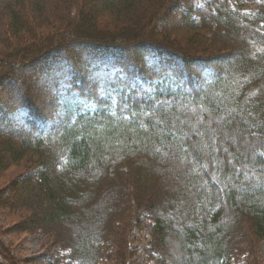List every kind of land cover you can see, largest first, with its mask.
<instances>
[{
	"label": "trees",
	"instance_id": "1",
	"mask_svg": "<svg viewBox=\"0 0 264 264\" xmlns=\"http://www.w3.org/2000/svg\"><path fill=\"white\" fill-rule=\"evenodd\" d=\"M89 1L66 41L62 0H0V40L23 45L0 74V218L20 240L48 235L65 264H127L136 230L154 264H257L264 0ZM3 231L1 263L18 264Z\"/></svg>",
	"mask_w": 264,
	"mask_h": 264
},
{
	"label": "rangeland",
	"instance_id": "2",
	"mask_svg": "<svg viewBox=\"0 0 264 264\" xmlns=\"http://www.w3.org/2000/svg\"><path fill=\"white\" fill-rule=\"evenodd\" d=\"M79 1V0H78ZM76 0H62L64 4L66 3V11L62 12L60 11L59 8H54L53 10L50 11L52 13L50 16L51 21L56 22L58 21L60 23L61 28L60 29H68L67 33L62 35V39L68 41V38H71L73 33L72 31H69V23L71 22V19L67 16L68 10L70 11V8L72 7L73 4L78 2ZM207 0H201V3L204 4V2ZM251 8L250 9H258L259 8V0H244ZM103 0H96V3H94V0L89 1V3L86 5L87 10L92 11V7H96L100 3H102ZM195 2H199V0H195ZM200 4V3H199ZM50 7V6H49ZM75 7V6H74ZM73 7V8H74ZM68 8V9H67ZM180 10V9H177ZM174 11L172 12V15H174ZM27 16L30 18V13L29 11L27 12ZM107 19V18H105ZM104 19V20H105ZM1 22H5V20H0ZM108 24V22L106 21ZM169 23L171 24L172 21L169 18ZM34 22V25H32L33 28H36L38 25ZM168 22L166 21H160L159 23L156 24V27L158 29L164 27L167 25ZM164 25V26H163ZM56 27V26H55ZM54 27V28H55ZM38 28V27H37ZM53 28V29H54ZM51 30L48 28L47 31ZM172 30V29H169ZM176 34L173 35L171 42H176L180 43V37L175 36ZM51 36V35H50ZM53 37V36H52ZM54 40L55 36H54ZM36 41H42L41 40H36ZM35 43V42H34ZM12 44H15L12 47ZM17 45L18 50L20 49L21 41L19 38L17 40H14L10 35H4L3 38L0 40V74L2 75H9V71L11 70V67L9 64H6L4 61L6 58H11L12 55V49L14 50L15 46ZM193 47H198V44L195 43ZM35 48L31 49V52L34 51ZM194 51L192 47H187L186 46V51L188 54H191V52ZM190 52V53H189ZM30 54V53H29ZM10 84L9 85V91L10 93L14 94L18 92L20 83L18 84L16 88V84ZM23 88V87H22ZM19 93V92H18ZM154 107L157 106V103L153 105ZM241 144L245 147H251L253 151H256L254 146L248 142L247 139H244V141H241ZM22 170V168H13L10 170L8 173L11 176H13L16 172ZM7 174V175H8ZM0 183H5V179H2ZM7 218V219H6ZM6 218H0V230L5 229L6 231L1 232L3 236V240L5 244H7V247H11L9 250L11 253V257H15L20 259V263L18 264H65L64 261V254L67 253V250L61 249V247L53 244L51 241V238L40 232V230H37L36 233L32 234H24L22 236V240H20V236L14 231V230H8L12 226L8 224V221L10 218L6 216ZM4 220V222H2ZM2 222V223H1ZM133 236L131 238V247L132 250H136L137 253L135 252L134 255L130 256L128 259L127 264H154L153 261H151V258L149 257V251L148 249L151 248V236L146 232L145 230L140 231L136 230L135 232L133 231ZM19 239V241H17ZM255 260H258L257 264H264V242H261ZM3 261V255L1 254V247H0V264ZM59 262V263H58ZM110 264V263H109Z\"/></svg>",
	"mask_w": 264,
	"mask_h": 264
}]
</instances>
